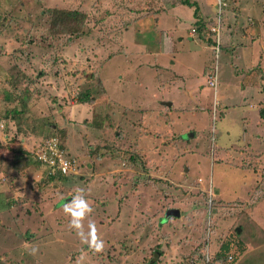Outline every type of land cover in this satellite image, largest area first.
Instances as JSON below:
<instances>
[{"label": "rangeland", "instance_id": "obj_1", "mask_svg": "<svg viewBox=\"0 0 264 264\" xmlns=\"http://www.w3.org/2000/svg\"><path fill=\"white\" fill-rule=\"evenodd\" d=\"M227 1L222 11L216 0H0V264H227L215 254L229 237L243 247L233 264H264V0ZM175 18L182 64L160 66L161 30L174 44L183 30ZM16 67L31 79L10 93L1 84L21 78ZM86 90L93 99L77 103ZM25 92L43 113L34 123L26 110L8 118ZM47 136L76 160L68 181L20 152L38 154ZM78 188L100 252L64 211Z\"/></svg>", "mask_w": 264, "mask_h": 264}, {"label": "trees", "instance_id": "obj_2", "mask_svg": "<svg viewBox=\"0 0 264 264\" xmlns=\"http://www.w3.org/2000/svg\"><path fill=\"white\" fill-rule=\"evenodd\" d=\"M227 1V0H226ZM227 3H228V1H227ZM182 5H185V6H187V7H189V8H194V12H193V16H195L196 15V13L198 12V5H196L194 2H192V3H190V2H188V1H184V3H182ZM227 7H225V8H222L223 10H225ZM53 15H54V18L56 19V20H60V21H63V22H72V21H77L76 19H73V18H71V17H76L77 16V13H73V12H68V11H60V12H54L53 13ZM200 21L201 20H199L198 19V22H196L195 24H198V23H200ZM201 25V24H200ZM199 25V26H200ZM216 25V21H214V23L211 25V27H210V29H209V33H210V30H211V28L212 27H214ZM195 32H196V30H194ZM76 32V31H75ZM215 35L213 34V37H214ZM163 37V36H162ZM210 44L212 45H214V42H212V41H210ZM163 49V48H162ZM164 52H166V53H170L171 52V49L169 48V46L167 47V49H166V51H164ZM3 57H5V55H1V58H3ZM10 58H11V60H12V63H11V61H8L9 63H11V64H17V60H16V57L14 56V55H10ZM15 58V59H14ZM0 64H3V63H1L0 62ZM19 67V66H18ZM16 70H17V67H16ZM13 72H18V73H16V76H18V74L20 73V75H21V78L19 79V80H15L13 83L12 82H3L1 85L3 86V85H6V84H11V87H8L10 90H11V92L10 93H12V92H14V89L16 90L15 91V93H18V91H21V90H24V86L22 85V80H23V78L26 76L25 74H24V72L22 71V69H21V72L20 71H13ZM10 73V71H8V72H6V74H7V76H9V78H10V76H12L14 73ZM216 74V73H215ZM15 76V77H16ZM14 77V78H15ZM26 78L27 79H31V78H29V77H27L26 76ZM1 82V81H0ZM26 86V85H25ZM26 88L27 89H29L30 90V86L29 85H27L26 86ZM8 89V90H9ZM20 94V93H19ZM22 97H23V100H24V102H25V108L23 109V108H21L20 107V109H18L19 111H17L16 109H14V110H12V111H10V113L8 114V118H10L11 120H12V118L13 119H15V117H22V110H26V111H30L31 112V115H32V119H31V121H32V123H34L35 122V120L37 119V118H39V117H37L38 115H43V113H41V112H38L37 111V109L35 108V103H36V99H33V95H31L30 93H24V95H22ZM93 95H91V92L90 91H88V90H86L84 93H81L80 95H79V97H78V100H77V103H79V104H84V103H88V102H90L93 98ZM38 102L37 103H41V101L42 100H37ZM26 106H28L27 108H26ZM45 108L46 109H48V110H50V107L48 106V105H45ZM258 115H259V117H260V119L262 120V121H264V101H263V104H262V106H261V108H259V110H258ZM12 122H14V121H12ZM2 126V127H1ZM0 129H1V131L2 130H4V125L3 124H0ZM20 133V132H19ZM18 135H20V136H24V137H28V135H27V131L26 130H24L23 131V133H20V134H18ZM36 135H37V133H35L33 136L34 137H36ZM51 138H57V140H58V145H59V147L61 148V149H64L65 150V145H63V142L61 141V139L58 137V136H47V137H45V138H41L40 139V141H41V143L39 144L40 146H42V143L44 142V141H47V140H49V139H51ZM1 142V141H0ZM20 152H21V154L23 155V156H32V160H33V164H35L36 166H41L42 168H43V165H42V162L41 161H39V160H37V156L35 155V154H33V153H31V152H27V151H25V150H22V149H20ZM66 152V151H65ZM28 154H30V155H28ZM68 155V154H67ZM218 161V160H217ZM76 170H79V167H78V165H77V167H76ZM45 173V177L46 178H48L49 180H60V181H68L67 179V177L70 175V173L69 174H67V175H61V172L60 171H57V175H54V176H50V175H48L46 172H44ZM67 178V179H66ZM223 201H224V203H229V202H232V199L231 200H224L223 199ZM235 201V200H234ZM218 202H221V199L219 200L218 198H216V200H215V202H214V205H217L216 203H218ZM8 204L7 203H5V206H7ZM171 218H175V217H171ZM170 218V219H171ZM177 218V217H176ZM233 238H228L227 240H225L221 245H220V247H219V250H218V252L215 254V259L216 260H222V261H225L226 259H227V264H233V262L237 259V257L239 256V252L241 253L242 251H243V247H242V244L241 243H239V242H237V243H235L234 244V240H232ZM236 246H237V248H238V250L237 249H235L236 248ZM228 258L231 260V261H228ZM209 261V260H208Z\"/></svg>", "mask_w": 264, "mask_h": 264}, {"label": "built area", "instance_id": "obj_3", "mask_svg": "<svg viewBox=\"0 0 264 264\" xmlns=\"http://www.w3.org/2000/svg\"><path fill=\"white\" fill-rule=\"evenodd\" d=\"M216 9L227 7L226 0H216ZM210 33L214 36V45L213 51L215 52L216 57L220 53L221 47V19L220 16H217L216 25L211 28ZM206 81L209 88L216 89L217 78L216 74L212 75L211 78ZM2 127V126H1ZM39 153L36 154L37 160L42 162L44 172L50 176L57 175V171L61 172V175H67L72 173L77 167L76 160L71 159L65 152L64 149H61L58 145L57 138H51L42 143V146L39 148Z\"/></svg>", "mask_w": 264, "mask_h": 264}, {"label": "clouds", "instance_id": "obj_4", "mask_svg": "<svg viewBox=\"0 0 264 264\" xmlns=\"http://www.w3.org/2000/svg\"><path fill=\"white\" fill-rule=\"evenodd\" d=\"M77 195H75L70 202L64 204V211L71 217L70 224L76 230L77 236L81 239L82 243L90 245L95 251L100 252L104 248V241L95 235L94 222L89 219V231H84V220L91 216L93 209L89 202L85 199L84 189L78 188ZM38 250L33 248L32 253Z\"/></svg>", "mask_w": 264, "mask_h": 264}, {"label": "crops", "instance_id": "obj_5", "mask_svg": "<svg viewBox=\"0 0 264 264\" xmlns=\"http://www.w3.org/2000/svg\"><path fill=\"white\" fill-rule=\"evenodd\" d=\"M175 20L176 21H173L172 20V22H173V26H179V27H181V28H183V30H176L175 32L173 31L172 33L173 34H179V35H176V44H174V42L172 41V39H171V33L170 32H168V31H164L163 33L164 34H162V31L163 30H161V29H159V30H161V33L158 35V44H159V48H161V46H162V48L158 51V52H156V50L153 52V53H155V57H157V61L159 62V65L160 66H162V64H163V62L162 61H166V60H168L169 62H171V60H173L176 64H178L179 66H181V64H182V60H180V58L182 57V55H177V54H181L180 53V51H181V49H179L178 48V46H179V44H178V41L179 42H181L182 41V37H181V35H180V33L183 31V34H185L186 32H185V23H183V24H180V23H177V19L175 18ZM177 24V25H176ZM174 29H176V27L174 28ZM169 33H170V35H169ZM193 33H195V31L194 30H191V34L192 35H194ZM182 34V35H183ZM162 35H163V37H162ZM192 35H190V36H188V38H189V40L190 41H192ZM178 36H179V38H178ZM169 46V48L170 49H172L173 48V51L171 52V53H166V52H164V51H166V49H167V47ZM171 46H172V48H171ZM209 47V46H208ZM210 48V50H211V46L209 47ZM192 54V53H191ZM191 54H189V56L191 55ZM177 55V56H176ZM172 58V59H171ZM164 59V60H163ZM161 61V62H160ZM172 63V62H171ZM202 67H204V65L202 66ZM173 71H174V69H173ZM201 72H203V73H205V71L203 70V68L202 69H200V73ZM196 76H197V74H195ZM204 75H206V74H204ZM159 77H161V76H159ZM197 77H199V75L197 76ZM184 84V83H183ZM259 110V109H258ZM257 110V111H258ZM260 118V117H259ZM260 122V121H259ZM257 134V133H256ZM255 134V135H256ZM20 136V135H19ZM24 138H26V137H24V136H21V137H18V139L21 141V140H23L24 141V143H26L25 141V139ZM23 147V146H22ZM23 148H25V147H23Z\"/></svg>", "mask_w": 264, "mask_h": 264}, {"label": "water", "instance_id": "obj_6", "mask_svg": "<svg viewBox=\"0 0 264 264\" xmlns=\"http://www.w3.org/2000/svg\"><path fill=\"white\" fill-rule=\"evenodd\" d=\"M171 105V103H168ZM167 218L169 217H178L179 216V211L178 210H170L166 213Z\"/></svg>", "mask_w": 264, "mask_h": 264}]
</instances>
